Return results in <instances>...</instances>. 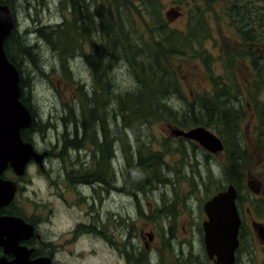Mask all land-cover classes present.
Wrapping results in <instances>:
<instances>
[{
  "label": "rangeland",
  "instance_id": "rangeland-1",
  "mask_svg": "<svg viewBox=\"0 0 264 264\" xmlns=\"http://www.w3.org/2000/svg\"><path fill=\"white\" fill-rule=\"evenodd\" d=\"M79 1L83 7H87L89 12L94 14L95 18L85 17V20L88 21L86 24L88 33L85 31L86 36L78 42L79 47L75 43L76 47L73 48V55L67 56L69 74L64 73L60 66V55L43 41H37L35 34L25 35V37L27 42H30V45L37 42L39 44V47H37L38 50H34L33 56L29 57L30 63H27L28 60L26 59V61L23 60L20 62L19 75H21V78L25 82L31 85V95L33 97L35 112L38 115L40 123L45 126L43 136L36 135L33 138L31 137V143L33 144L35 142L36 146L40 149L48 148L52 157L57 155L56 149L50 144L54 142L56 136L55 131H61L63 133L69 132V134L75 132L76 126L73 123L77 119L83 120L81 112L83 105L79 101L82 98V91L85 89L87 95H89L92 88L95 87L94 75H91L90 67L84 63L86 58H89L90 63L92 62V57H95L96 62L99 61V65H101L99 67L101 77L106 82H110L112 98L123 91L134 92L139 89V86L133 80L131 71L128 70L124 48L119 49L115 45L110 47L104 46L100 32L96 28L101 22L100 15L102 9L107 8L108 2H111L109 10H111V15L113 14L115 17V10L112 3H119L120 0ZM174 1L157 0L158 7H156V12L159 14V19L164 22L165 27L181 34L182 32L187 34V26L191 19L190 15L194 13V17L196 13L192 6L187 5L190 2L189 0H182L181 2L180 0ZM236 1L232 0L229 4L237 5L240 3ZM68 2L67 0H8V3L5 2V5L9 7L8 4H10L11 7H14L18 23L15 29L20 35H24L27 32H34L46 26L53 27L64 20L69 22L68 19H71V16ZM174 4L180 5L181 11L186 13V18L179 17L178 15L173 17L172 14L170 16L172 20H168L165 17V13L171 7H177ZM200 8H203V6H200ZM223 9L224 4L220 1H216L212 6L205 7V10H208V12L206 13L207 20L205 17L204 19L209 25L210 37H204L201 40V47H205L206 51L203 49L202 51L207 52L213 61L209 66L210 73L204 67L201 59L193 53V46L185 47L183 52L186 55L174 60L181 91L188 101L195 100L197 95L211 93L213 88L209 76H224L225 67L229 63L228 57L234 55L238 59L232 62L231 74L235 77L236 82L238 81L244 86V98H241L242 103L240 104L238 100L234 99V109L238 107L240 110H245L241 123L244 125L243 131L246 138H248L253 130H256L258 139L261 138L263 142L264 79L263 81L257 80L255 78L257 74L253 71V68H250L247 62H241L237 56L239 52V44H237L239 30L237 26L242 25V23L250 26L253 25V21L230 20L224 16ZM191 10L193 11L191 12ZM121 15L123 18L126 17L123 13ZM148 16L150 15L144 12L141 19L136 22V26L138 28L137 33H141V39L152 46L153 43L160 42L161 38L155 33L156 29H146L142 25L143 22L147 27L154 28V23ZM255 23H262V35L264 36V15L261 21H256ZM193 24L197 28L200 27L196 21H193ZM25 28L26 30H24ZM157 32L159 33V29H157ZM115 44L118 45L117 41H115ZM66 48L68 50L69 46ZM90 50L101 53L90 54L88 53ZM194 52L196 53L195 48ZM109 56H112V59H108ZM32 60L37 64L36 67L31 65ZM107 62H109L107 66L110 68L109 73L105 72ZM261 75L264 76V72ZM76 83L81 86V93L77 92ZM74 99H78L79 106L77 102L75 104L73 103ZM168 102L174 107L173 110L180 112L183 110V106L185 108V102H181L179 97L171 96ZM253 112L259 113L260 120H258L256 128L252 126L247 128L246 125L248 126ZM111 113L114 114L116 122L114 104L107 103L105 115L102 117L101 112H97V115H100L101 120L104 122V128L107 131H110L112 128L110 121ZM194 113H196V110ZM97 119V129L101 133L99 128L100 118ZM171 128L177 127L172 124L154 123L141 127L140 130V133L143 134L140 140H144L153 152L161 153L162 163L159 164L161 166L160 171L157 166L158 164H153V166L161 172V177L165 176L170 182L156 180L153 185L145 187L140 184H135L133 187L131 185V189L127 192L128 198L118 195L116 202L113 198L108 199L106 207L111 210L115 209V214H112V224L115 223L118 227L119 224H123L126 221L133 224V230L131 231L134 239L130 241L128 250L132 251L133 249L134 255L137 254L136 249L138 244H141L138 235L140 231L143 230L146 233L153 232L155 234L156 237L151 243H148L147 250H144V264H212L204 258L205 252L202 249L203 246L200 240V227L203 221L201 219L202 206L207 199L206 194L209 188L210 192L214 190L213 186L209 187L208 182L219 179L221 168L223 165L226 168L228 161L222 160L221 154L219 153L213 155L216 156L214 158L215 160L209 161L203 149L199 150V146L197 148L184 139L171 136ZM191 128H194V125L181 130ZM121 131L123 132V130ZM241 138L243 141L242 135ZM121 139L122 145L119 141H115L113 143V150L111 149L112 154L114 153L113 164L119 186L123 182V175L121 174L124 173L125 167L124 153L131 154L134 162L133 165H139V162L143 161L140 157H135L136 153L135 151L133 152L131 135L127 134L126 138L121 136ZM33 146L35 147L34 144ZM250 151L252 152L249 153V156L244 157L250 158L251 164L250 162L244 166H242L243 163L239 164L238 168H236L238 171L240 170L242 172L244 169L246 173L249 171L255 173L257 170L258 166L255 155L258 149H250ZM231 152L229 149V153ZM228 156L230 159L232 154ZM140 171L137 167L133 168L131 177L137 176ZM49 173L50 171L48 169L38 167L37 164L31 162L26 169L24 177H22L23 181L17 184L15 197L16 204L23 212L28 213L27 215L31 212L41 213L42 220H45L46 223L49 218V208L55 205H53L52 197L49 196L45 187L42 183H37L36 179L49 176ZM6 177L14 181V176L11 172H7ZM131 179L133 180V178ZM201 181L202 185H207L202 190L199 185ZM68 199L69 201H74L76 200V195L71 194ZM56 206L61 205L56 204ZM166 206L169 208L173 207V219L157 216V210L160 208L163 209ZM243 206L251 209L252 219H256L258 222L260 220L264 221V215H262L264 208L258 204L250 203L249 199H244ZM253 209H257L258 213ZM54 211L55 215L51 218V223L56 226L55 231L70 229L75 222H87L89 218V212L86 208H78L72 202H67L64 206L62 205V209L55 208ZM242 216L243 224L239 233L241 245L236 252L237 264H258L262 247L249 223L250 214L246 213V210H243ZM100 218L102 222H110L105 215L101 214ZM47 225L48 223L43 227L48 228ZM128 225L130 226V224ZM106 226L98 225L105 233ZM260 228L264 235V228ZM84 232L85 234L81 235L76 243L70 246L72 261L79 259L77 261L79 264H123L121 257H115L113 255L110 257L108 253L106 254L101 251L100 245L92 239L94 235H88L91 231L87 230ZM109 232L111 234L115 233V231ZM144 241L146 239L142 240V245ZM115 248H120L119 243H115ZM73 251L81 252L82 256L78 257L72 254L74 253ZM129 264L135 263L132 261Z\"/></svg>",
  "mask_w": 264,
  "mask_h": 264
},
{
  "label": "flooded vegetation",
  "instance_id": "flooded-vegetation-1",
  "mask_svg": "<svg viewBox=\"0 0 264 264\" xmlns=\"http://www.w3.org/2000/svg\"><path fill=\"white\" fill-rule=\"evenodd\" d=\"M4 4L8 3V0H0ZM182 0H180L181 2ZM190 2L187 5H190L194 8L195 13L199 12L200 6H212L214 0H189ZM223 2L224 4V16L230 20H241V21H253V25L242 27L239 29L237 34L239 48H242V51L249 53L248 56L240 58L241 62H247L250 68H253V71L257 74L255 78L257 80L263 81L264 76L261 75L264 72V36L262 35V23H255L256 21H261L263 17V6L262 0H237L240 2L237 5L229 4L232 0H217ZM176 2V0L174 1ZM210 4V5H209ZM9 9L12 14L13 28H15L17 23V15L14 7ZM169 10L172 11V15H178L179 17H185L186 13L181 11V7L178 6ZM171 5V6H174ZM203 8H200V10ZM193 10H191L192 12ZM208 10L204 11V17L206 19ZM194 14V13H193ZM197 15V14H196ZM194 16L196 19L198 16ZM171 16V15H170ZM188 17V14H187ZM240 18V19H239ZM172 20V17L168 18ZM207 20V19H206ZM58 25V24H56ZM206 26V31L199 30L197 33L202 35H207L206 38H209L210 28L208 23L202 24ZM199 29V28H198ZM36 30V29H35ZM196 52L200 50H205V47H200L198 45L194 46ZM225 48V47H224ZM89 50V49H88ZM240 50V49H239ZM88 53L95 54L101 52H95L90 50ZM202 61V58L199 57ZM255 58H258L256 62ZM108 59H112V56H109ZM238 58L234 57V60ZM84 60V59H83ZM92 62L90 63L89 58L84 60L85 65L90 67L91 75L95 77V69L93 65L96 63L95 57L91 58ZM94 60V61H93ZM254 61L255 66L253 67L252 61ZM106 65H109L107 62ZM99 72V67L96 69ZM94 80V78H93ZM209 80L212 84V81L209 76ZM212 86V85H211ZM213 88V86H212ZM242 90L241 98H244V86L239 88V91ZM83 97L87 95L86 90L82 91ZM92 91L90 92V95ZM89 96V95H87ZM83 120L80 122L79 126L76 129V132L69 134V132H56L54 142L50 143L56 149L57 155L52 157L50 150L48 148L40 149L35 145L34 151L42 155V164L38 167H44L50 171L49 176H43L36 179L37 183H42V185L47 190L49 196L52 197V203L55 206L49 208V218L47 220L48 228H44L46 221L42 220L41 213L23 212L20 207L16 204V198L14 195L13 200L8 204L0 207V219L2 218H18L23 221L26 226H29L30 229L26 230L24 227H17L15 231L9 230L10 228L6 224L12 223H0V264H79L77 261L79 259L71 260V251L70 246L74 245L79 237L85 234L84 231H91L88 235L93 234V241L98 243L101 247V251L108 253L109 256H119L123 259V264H129L134 261L135 264H144V250H147L148 243H151L156 237L153 232H144L140 231L138 234L140 237V243L137 246V254H133L132 251H129L130 241L134 239V235L131 230H133V224L129 221L119 224V227L111 223L113 221L112 214H115V209L111 210L106 207L108 199L113 198L115 202L117 201V196L128 198V190L131 189L133 184L128 179L126 173V168L124 167L123 182L119 186L117 182V175L115 172V166L113 164V143L117 141V128L115 122V116L113 113L110 114V121L112 128L110 129L111 133V145L110 149H107V143L103 146L104 138L97 129L98 119L91 120V125H87L84 120L85 110L81 109ZM245 110H239L238 120L233 119L234 123H237V133L233 138V143L230 146L229 141L226 142L224 138L212 127L204 126H195L202 127L211 134H213L222 144V151L218 152L221 154L222 160H227V167L224 168V165L221 168L219 179L211 180L209 187L213 186L214 190L210 192V188L206 194V201L210 200L213 196L224 192L229 186H232L236 193V207L239 213L241 220L240 226L243 224V210H246V213L250 214V225L255 233L257 240L259 241L262 251L258 264H264V242L260 235V227L264 228V221L260 220L258 222L256 219L251 218V209L243 206L244 199H249L250 203L258 204L260 207L264 208V141H261V138L258 139V133L256 130H253L251 134L246 138L244 134V125L241 123L244 118ZM243 116V118H242ZM255 118V120L253 119ZM258 120L260 116L258 112H253L248 123L249 126L253 128L257 127ZM264 126V125H263ZM258 130V128H257ZM262 132V131H259ZM43 136V132H37L33 134L34 136ZM243 137V141L241 138ZM78 141V147H73L70 141ZM32 144V145H33ZM193 145L199 148V144L193 141ZM199 146V147H198ZM201 148V147H200ZM199 150H202V148ZM112 149V150H111ZM229 149L232 151L229 153ZM250 149H258L256 152V161H257V170L255 173L249 171L246 173L244 169L242 172L237 170L239 164L244 166L246 163L250 162V158L244 157L249 156ZM209 159V161L215 160L216 154H212L208 151L203 150ZM73 154H72V153ZM232 154V157L229 159V156ZM236 154V155H235ZM254 157V156H253ZM233 163V167H232ZM229 164L231 168H234L233 171H230ZM236 167V168H235ZM248 170V169H247ZM6 171L0 175L2 181H6ZM127 176V178H126ZM15 179V177H14ZM230 179L235 181V184L230 183ZM18 181H23L18 179ZM132 181V180H131ZM18 184V182H17ZM200 189L206 188L207 185H202V181L199 184ZM74 194L76 195V200L69 201L68 197ZM205 201V202H206ZM67 202L74 203L78 208H86L89 212V218L87 222L77 221L70 229H63L55 231V225L51 223V218L55 215V208L62 209ZM204 202V203H205ZM203 203V204H204ZM59 204L61 206H56ZM245 207V208H241ZM66 208V206H65ZM242 210V211H241ZM257 213V209H253ZM101 214L107 217V220L110 222H102ZM264 215V211H262ZM117 218V216L115 215ZM200 227V240L203 246V230L202 223L206 221L207 217L203 210L202 206V218ZM130 224V226L128 225ZM54 225V226H53ZM98 225H107L105 227L106 233L98 227ZM240 227V229H241ZM109 231H115L111 234ZM84 232V233H83ZM149 234V236H147ZM202 234V237H201ZM7 237H11L15 242L9 243L4 246V242ZM145 240L142 245V240ZM72 241H74L72 243ZM115 243H119L120 248H115ZM133 246V244H131ZM202 249L205 252L204 246ZM74 252V251H73ZM78 257L82 256L81 252H74ZM204 258L207 259L212 264H215L213 260H209L204 254Z\"/></svg>",
  "mask_w": 264,
  "mask_h": 264
},
{
  "label": "trees",
  "instance_id": "trees-1",
  "mask_svg": "<svg viewBox=\"0 0 264 264\" xmlns=\"http://www.w3.org/2000/svg\"><path fill=\"white\" fill-rule=\"evenodd\" d=\"M67 1H69L68 7L71 16V19H68L69 22L64 20L58 25L53 27L46 26L34 31V33L37 41H43L60 55V66L64 73L69 74L67 56L73 55V48L76 47L75 43L79 47L78 42L85 38V31L88 33V29L86 28L88 21L85 20V17H92L94 19L95 16L89 12L87 7H83L79 0ZM216 1L214 0L213 4ZM0 3L5 5L1 1ZM110 5L111 2H108V7L102 9L100 15L101 22L96 27L97 31L100 32L104 46L110 47L115 45L119 49L124 48L128 70L131 71L133 80L139 86V89L134 92L123 91L112 98L110 82H106L101 77L100 71L97 72L96 69L101 65H99V61L96 62L92 66L95 69V87L92 88V94L83 97L82 93V98L79 99L80 104L83 105L82 109L85 110L84 120L87 125H91V120L100 118V126L105 140L103 146L107 143V149H110L111 133L104 128V122L101 120V117L105 115L107 103L114 104V112L117 119V141L122 145L121 136L126 138L127 134H130L133 140V152L135 151L136 153L135 157H140L143 160L139 162V165H133L134 162L131 154L124 153L126 173L130 182L133 186L140 184L144 187L153 185L156 180L169 183L170 181L165 176L161 177V172H159L161 169L159 164L162 163L161 153L153 152L144 140H140L141 136H143L140 133L141 127L154 123L172 124L180 129H185L193 125L194 127H212L217 130L226 142L229 141L231 146L234 142L233 138L238 132L237 123H234L233 119L238 120V112L240 110L238 107L234 109V99L238 100V103H242V90L239 91L242 85L238 81L236 82L235 77L231 74L234 55L228 57L229 63L225 67L224 76H210L213 86L211 93L197 95L195 100L188 101L181 91L174 60L186 55L183 52L185 47L193 46V53L202 58L204 67L210 73L209 66L213 61L209 54L202 50L196 53L194 52V46L198 45L201 47V40L207 36L197 33L202 29H204L203 31L207 30L206 26H202V24H206L203 16L205 6L201 10L199 8V12L196 13L198 18L193 19V14L190 16L191 19L187 26L188 32L187 34L183 32L181 34L165 27L164 22L159 19V14L156 12V7H158L157 0H120L119 3H112L115 10V17L113 14L111 15V10H109ZM262 6L264 8V0H262ZM144 12L150 15L148 17L154 23V28L147 27L143 22L142 25L146 29H156L155 33L161 38L160 42H155L152 46L141 39V33H137L138 28L136 22L141 19ZM122 13L126 16L125 18L122 17ZM193 21H196L200 25L198 27L199 29L193 24ZM244 24L242 23V25L237 26V29L239 30L245 27ZM157 29H159V33ZM113 34L114 36L112 37ZM25 35H20L13 28L3 44L7 59L19 72L20 62L26 59L28 60L27 63H30L29 57H32L33 51L38 50L37 47H39L37 42V44L30 45ZM115 41H117L118 45L115 44ZM67 46H69L68 50L66 48ZM239 49L237 53L239 58L249 55L248 52L242 51V48ZM255 60L258 62V58H255ZM252 63L254 67V61ZM31 65L34 67L37 66L33 60ZM107 66L105 72L109 73L110 68ZM102 71L104 72V70ZM19 86L21 90L19 100L26 106L32 118L29 127L21 129L20 137L24 142H31L33 134L43 132L45 126L40 123L38 115L35 112L33 97L31 95V85L25 82L21 78V75ZM75 86L77 87V92L81 93V86L78 83ZM171 96L179 97L181 102H185V108L183 106L182 111L173 110L174 107L168 102ZM76 102L79 106L78 99L73 100L74 104ZM195 110L196 113H194ZM97 112H101V117L97 115ZM80 122L81 120L77 119L73 124L77 128ZM70 143H72L73 147H77L78 141L72 140ZM153 164H158L159 171ZM230 165V171H233L234 168H231ZM135 167L141 171L137 176L131 177L132 169ZM230 183L234 185L235 181L230 179ZM172 208L168 206L163 209L160 208L156 214L160 218L173 219L174 214Z\"/></svg>",
  "mask_w": 264,
  "mask_h": 264
},
{
  "label": "water",
  "instance_id": "water-1",
  "mask_svg": "<svg viewBox=\"0 0 264 264\" xmlns=\"http://www.w3.org/2000/svg\"><path fill=\"white\" fill-rule=\"evenodd\" d=\"M168 11L166 16L171 15ZM175 17V15L173 16ZM10 9L0 3V175L9 167L18 176L23 175L25 166L31 158L38 164L42 156L33 151L29 142L24 143L20 131L29 127L31 115L20 100L19 73L16 67L9 62L4 52L3 44L13 29V20ZM171 136L196 142L204 150L215 154L221 152V142L202 127L191 128L186 131L171 129ZM14 196V187L10 181L0 178V207L8 205ZM236 193L232 186L224 192L213 196L204 203L203 209L207 221L203 222L204 245L209 259L215 258L216 264H234L235 251L239 247L240 218L235 205ZM12 223L9 230L15 231L19 227L29 230L18 218H2ZM260 235L264 242L261 228ZM15 241L7 237L3 243L6 246Z\"/></svg>",
  "mask_w": 264,
  "mask_h": 264
},
{
  "label": "bare ground",
  "instance_id": "bare-ground-1",
  "mask_svg": "<svg viewBox=\"0 0 264 264\" xmlns=\"http://www.w3.org/2000/svg\"><path fill=\"white\" fill-rule=\"evenodd\" d=\"M2 222H5V221H3L2 219H0V223H2ZM5 223H7V222H5ZM13 224H6V226L7 227H9V226H12ZM18 227V226H17Z\"/></svg>",
  "mask_w": 264,
  "mask_h": 264
}]
</instances>
